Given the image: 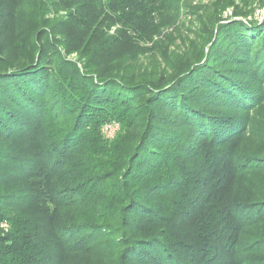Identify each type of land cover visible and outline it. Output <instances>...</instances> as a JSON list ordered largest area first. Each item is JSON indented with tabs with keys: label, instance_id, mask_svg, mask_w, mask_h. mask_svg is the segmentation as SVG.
<instances>
[{
	"label": "trees",
	"instance_id": "1",
	"mask_svg": "<svg viewBox=\"0 0 264 264\" xmlns=\"http://www.w3.org/2000/svg\"><path fill=\"white\" fill-rule=\"evenodd\" d=\"M29 1L0 0V32L7 20L11 32L17 28L24 7L33 21L24 34L12 32L11 43L2 38L9 30L0 33V224L18 227L0 233V264H64L62 252L82 239L94 250L107 246L103 264H264V229L247 245L241 239L250 236L248 225L264 222L256 207L264 205V149L256 140L237 145L251 126L245 111L255 82L264 79V53L250 56L264 31L246 40L241 28L259 23L219 21L196 62L169 78L133 83L120 67L137 59L140 41L162 35L154 16L163 14L160 25H168L163 16L179 7L167 0ZM61 12L66 19L39 32L48 15ZM231 38L242 48L223 57ZM209 72L222 84L205 78ZM143 95L152 100L138 103V132L124 111ZM114 124L120 132L111 138L104 127ZM244 156L261 161L246 167ZM71 210L80 217L61 212ZM98 220L106 222L92 224ZM50 239L62 252L44 258ZM86 250L91 257L94 250Z\"/></svg>",
	"mask_w": 264,
	"mask_h": 264
},
{
	"label": "rangeland",
	"instance_id": "2",
	"mask_svg": "<svg viewBox=\"0 0 264 264\" xmlns=\"http://www.w3.org/2000/svg\"><path fill=\"white\" fill-rule=\"evenodd\" d=\"M18 1V0H16ZM20 4H26L29 5L31 2L29 0H19ZM166 6H170L171 8H178L179 13H173L171 12L168 16L164 17L167 19L166 21H163V23H169L168 25H160V20L162 19L163 14H156L154 16V21H156L161 28V34L160 36H154L152 40L147 41H140V46L142 48V51L138 54L137 59L133 61H129L126 65L123 64L120 68V76H124L128 81H131L133 83L136 82H151L154 80L159 81L162 77H170L172 74V71L175 67H179L181 65L188 64L189 62H196L195 60L196 55L199 59L202 51L208 49L209 44L212 41V38L214 34L217 33V24L220 21V24H225L227 22H230L235 19H239L243 21L244 23H248L250 21L258 22L259 24L256 26V28H241L244 38L247 40L248 34L251 33H263L264 26H262V23L264 21V0H167L165 2ZM18 9H22L21 7H18ZM30 6L24 7L23 12L26 13L25 17L23 19H20V22L17 26V28H14L12 32L14 34H24L27 32L32 26L33 21L29 18L28 14ZM239 13L246 14V16H243L242 18L236 17ZM236 14V15H235ZM66 13L61 12L59 14H51L47 16L48 24L46 25V28H43L39 32H43L48 30L50 27V24L55 23L58 19L65 18ZM8 19V16L5 17ZM67 18V17H66ZM65 18V19H66ZM10 25L11 21H8L5 23L4 30H9L11 36L4 31H1L2 34L4 32V35H7L6 37H2L5 39H8L7 41L11 43V41L16 37L12 34L10 31ZM175 25V26H174ZM247 31V33H245ZM116 32V28H113L109 33L110 35H114ZM236 36V35H235ZM260 37L264 38L263 35L260 34L259 39L256 44H258V48L250 53L251 58H260L261 55L264 53V47L262 46V40ZM0 37V41L2 39ZM48 38L47 35L44 36V39ZM252 38V37H251ZM215 43L217 42V39L215 38ZM161 43L160 47L155 48V43ZM230 42V43H229ZM226 42L223 47H221L220 54L223 57L226 56H235V46L236 48H242L241 45H234L235 40L234 38H231V41ZM241 44H250L252 43L250 41H240ZM234 50V51H233ZM260 51L259 55L255 57V52ZM164 53L166 57H164ZM247 51L243 53L242 55H246ZM209 52L206 55V59H209ZM70 58L77 59L79 58L77 54H73L70 56ZM220 58V57H217ZM126 62V61H125ZM262 62L264 63V58L262 59ZM225 66H228L227 64H223ZM237 70L242 68V72L245 73V68L242 66L235 67ZM223 71L227 69V67H221ZM226 78H229L232 76V74H229L228 71ZM225 73V72H224ZM209 76V79L211 80H217L218 85L220 83L222 84L223 79L220 74L213 75V73H206L205 78ZM251 83V82H250ZM255 88L256 92L251 94L253 96V102L252 105H249L247 108V111H245L247 114L250 115L251 118V126L248 130V132H244L243 137L240 139V142L237 144L241 149L246 148V144L251 143V141L256 140V142L259 145V148L262 147L264 149V79H260L259 82H255ZM195 85L197 86V82H195ZM252 90L254 91V87H252ZM152 100V97L143 95L140 97L139 102H131L129 106L127 107L130 111H124V113L131 112L134 115V118H130L129 121H131V128L136 127L137 131L139 132L140 124H142L141 117H139V104L142 101H144V104H149V102ZM140 113V112H139ZM109 126V125H108ZM107 125L104 127V133L107 134ZM114 126L113 129L115 130V133L112 134L115 135L120 129L118 124L110 125ZM120 132V131H119ZM118 132V133H119ZM242 134L240 136H242ZM245 134V135H244ZM125 134H123L124 136ZM236 145V147H237ZM239 148V149H240ZM248 158V159H247ZM250 157L244 156L242 158L241 164H245L244 166H248V163H251L252 160H260V159H249ZM264 158V157H262ZM261 161V160H260ZM262 161H264L262 159ZM262 164L260 163H252L249 165L248 168H254L258 167ZM264 167V164H263ZM248 174V173H247ZM247 176V175H246ZM256 207H260V211L262 212L264 217V205H256ZM65 212L64 217L66 215L71 216H77L80 213L75 211H61ZM256 212V211H255ZM254 212V213H255ZM259 214V211L257 212ZM256 213V214H257ZM63 216L59 215L58 217ZM79 217L77 218L79 220ZM101 220L95 221L92 224H100L102 226L104 224ZM261 222V221H259ZM259 222L253 223V225H248L246 229L248 230V233L250 236H243L242 242L243 244L247 245L249 244L248 239L253 240L252 237L253 234H257L261 232V230L264 229V222L257 225ZM44 225H46L43 222ZM257 225V226H256ZM11 226V227H10ZM18 227L12 225L9 223V221L4 220L0 224V233L5 234L6 236L10 234V232H13L14 230H17ZM86 228H83L85 230ZM75 233L78 231H74ZM77 234V233H76ZM86 234V233H85ZM2 235V236H5ZM78 235V234H77ZM31 236V235H30ZM86 236V235H85ZM83 238V237H81ZM79 238V239H81ZM55 239V237H54ZM78 240V238H77ZM33 244L35 243L34 240H31ZM50 242L52 243V246L46 249L44 255L47 256L48 253L53 252L56 254H60L62 251L60 250L61 247L59 245H54V242L52 239H50ZM90 242V241H89ZM4 246V245H3ZM76 246V247H75ZM72 247V248H71ZM82 247V248H81ZM11 248V247H10ZM10 248L6 247L7 250ZM89 249L90 252L92 249L94 250L96 246L90 248L88 242L84 241L83 239L78 241L74 244V246H70V249L68 250V253L64 255V251L62 252V255L67 257L68 259L63 262L64 264H103V261L100 259H103L102 256L108 257L109 250L107 249V246H104L103 249H96L93 252V255L90 257V253H85L87 251L86 249ZM12 249V248H11ZM12 251V250H10ZM9 251V252H10ZM61 251V252H60ZM71 255H70V252ZM85 253V254H84ZM12 255V254H11ZM46 260V258H45ZM44 261L36 262L35 264H48ZM54 261H52L53 264ZM59 264V263H54Z\"/></svg>",
	"mask_w": 264,
	"mask_h": 264
},
{
	"label": "built area",
	"instance_id": "3",
	"mask_svg": "<svg viewBox=\"0 0 264 264\" xmlns=\"http://www.w3.org/2000/svg\"><path fill=\"white\" fill-rule=\"evenodd\" d=\"M113 127H114V126H108V127H107V134H108V136L111 137V138L114 137V135L112 136V134L115 133V130L113 129Z\"/></svg>",
	"mask_w": 264,
	"mask_h": 264
}]
</instances>
